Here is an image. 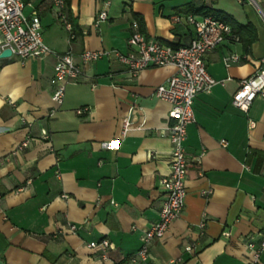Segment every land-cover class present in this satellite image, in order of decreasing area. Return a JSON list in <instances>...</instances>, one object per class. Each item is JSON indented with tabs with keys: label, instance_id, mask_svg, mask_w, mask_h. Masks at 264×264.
<instances>
[{
	"label": "crops",
	"instance_id": "1",
	"mask_svg": "<svg viewBox=\"0 0 264 264\" xmlns=\"http://www.w3.org/2000/svg\"><path fill=\"white\" fill-rule=\"evenodd\" d=\"M106 2L108 19L97 26ZM206 5L251 23L257 39L246 52L241 41L227 38L206 56L218 83L194 101L195 122L185 141V208L152 243L150 264H244L248 243L264 230V96L247 113L232 104L242 79L264 58V0H69L73 37L52 0H25V14L40 17L44 41L77 56L84 50L128 52L136 14L147 38L187 45L194 27L172 17L201 15L195 10ZM233 53L240 60L226 67L224 57ZM55 63L51 54L0 57V261L126 263L165 198L171 104L155 91L175 69L153 66L133 74L115 57L102 58L68 84L63 105L52 112ZM83 107L88 112L78 114ZM127 117L131 129L123 137ZM27 139L29 145L17 150ZM206 189L211 192L203 194ZM71 224L80 228L71 231ZM103 238L114 245L106 258L89 247ZM190 244L197 245L195 253L186 251Z\"/></svg>",
	"mask_w": 264,
	"mask_h": 264
},
{
	"label": "built area",
	"instance_id": "2",
	"mask_svg": "<svg viewBox=\"0 0 264 264\" xmlns=\"http://www.w3.org/2000/svg\"><path fill=\"white\" fill-rule=\"evenodd\" d=\"M52 4L57 9L58 17L64 27L73 37V24L66 11V0H52ZM108 6L109 2H106L105 7L99 11L95 19L97 26L108 19ZM24 10V0H0V54L9 48L12 56L21 60L48 54L55 57L51 84L52 98L56 107L52 112L63 105L68 84L78 82L84 76L85 68L102 58L115 57L133 74L153 66L172 65L175 69L167 82L159 85L155 91L158 98L171 104L167 124L172 144L171 164L169 174L162 179L165 198L158 219L144 230L140 248L128 262L115 263L150 264L152 243L165 236L170 224L185 208L189 164L185 141L189 124L195 122L194 101L198 94L211 92L218 83L208 71L206 56L227 38L238 40V37L228 23L212 15L176 14L172 17L173 22L179 23L185 20L194 27V36L187 45L173 47L171 44L147 38L139 22L134 19L127 40L130 48L128 52L117 49L84 50L77 56L71 50L63 53L53 50L44 41L39 15L34 13L28 17ZM239 60L240 56L235 53L224 57L226 67ZM260 96H264V58L254 73L242 79L239 88L232 96V104L247 113L255 99ZM88 110L87 107H83L78 109L77 113L86 114ZM130 129L131 120L127 117L123 120L122 136H126ZM222 143L226 145V141L223 140ZM28 145L27 139L18 145L17 150H22ZM210 192V189H206L203 194ZM200 227L202 229L205 227V220H202ZM79 228L77 224L70 225L71 231L76 232ZM89 247L99 249L106 258L105 252L114 245L103 238L99 241H91ZM248 247L251 255L244 260V264H261L264 255V230L257 241L252 240L248 243ZM185 249L189 253H195L197 245L190 244Z\"/></svg>",
	"mask_w": 264,
	"mask_h": 264
},
{
	"label": "trees",
	"instance_id": "3",
	"mask_svg": "<svg viewBox=\"0 0 264 264\" xmlns=\"http://www.w3.org/2000/svg\"><path fill=\"white\" fill-rule=\"evenodd\" d=\"M66 3L68 5L69 0H66ZM195 13L204 14V15H212L228 23L232 27L233 33L238 37V40L234 38H231V39L236 40V41H241L243 43V46L246 52L250 50L252 43L257 39L256 29L251 23L242 24L238 22L237 20H235L231 14L225 11H222V10L213 8L212 6L206 5V6H202L198 10H195ZM135 18L139 22L141 30L144 31L143 18L139 16L138 14L135 15ZM73 32L75 34L76 32L75 27L73 28ZM170 44L173 47H179V45H176L174 43H170Z\"/></svg>",
	"mask_w": 264,
	"mask_h": 264
},
{
	"label": "water",
	"instance_id": "4",
	"mask_svg": "<svg viewBox=\"0 0 264 264\" xmlns=\"http://www.w3.org/2000/svg\"><path fill=\"white\" fill-rule=\"evenodd\" d=\"M11 56H12V51L9 48L3 50L0 54V57H11ZM0 264H3V262L0 261Z\"/></svg>",
	"mask_w": 264,
	"mask_h": 264
}]
</instances>
